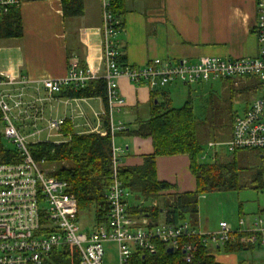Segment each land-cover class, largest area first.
<instances>
[{"label": "built area", "instance_id": "1", "mask_svg": "<svg viewBox=\"0 0 264 264\" xmlns=\"http://www.w3.org/2000/svg\"><path fill=\"white\" fill-rule=\"evenodd\" d=\"M102 12L103 65L100 77L106 85L105 108L102 116L108 118V130L93 128L90 133L111 137L112 179L106 188L103 221L91 224L88 230H81L77 202L69 193V184L51 174L54 168L46 161H36L31 154L27 139L46 132L45 140L51 137L63 138L60 127L64 120L45 119L43 102L58 95L64 88H84L95 78L92 72L76 61L68 65L67 74L59 79H43L32 84L20 79L17 87L4 90L5 82L0 80V154L14 149L19 162L0 161V264H45L51 254L72 248L77 253L78 264H106L105 245L116 246V264H128L132 254H151L157 244L171 248L172 253L180 251L182 261L193 260L198 238L208 248L223 247L227 243L242 248H264V208L251 225L239 219L232 229L221 222L214 232L197 231L188 221L176 223L159 222L151 226L147 218H138L130 213L131 192L123 187L117 178L124 150L114 144L117 134L126 128L121 121L114 123L113 116L121 112L124 99L118 80L126 78L132 85L147 88L150 92L164 91L175 83L192 85L211 80L228 78H255L260 84V96L249 108L234 117L231 138L226 142H209L212 152L211 163L219 149L227 153L253 151L259 154L264 169V0H257V25L255 35L258 56L255 58H219L202 56L196 62L189 60L150 61L143 67H132L118 62L120 52L115 37L120 30L117 18L112 12V0H98ZM19 0H0V18L11 9H17ZM7 86V85H6ZM33 94H29V90ZM40 90L45 97H40ZM26 98H29L26 100ZM45 122V128L38 129V122ZM31 128L32 133L21 131ZM7 141L12 148L3 144ZM55 141V143H61ZM201 159H206L205 155ZM155 207V204H152ZM182 239H186L181 242Z\"/></svg>", "mask_w": 264, "mask_h": 264}, {"label": "crops", "instance_id": "2", "mask_svg": "<svg viewBox=\"0 0 264 264\" xmlns=\"http://www.w3.org/2000/svg\"><path fill=\"white\" fill-rule=\"evenodd\" d=\"M123 9V15L117 19L120 30L115 41L120 56L125 57V64L129 66L143 67L155 59L196 62L202 56L222 59L258 56L257 0H124ZM16 10L21 20V36L0 38V80L5 82L4 90L17 87L20 79L33 84L43 79L62 78L74 61L88 68L95 78L103 75L102 12L98 0H83L82 14L77 17L65 18L60 0H19ZM118 85L125 103L119 112L128 124L124 126L128 128L137 119H147L151 92L132 85L124 77L118 80ZM223 85L232 94L250 96L243 101L241 113L260 96V84L255 78H233L222 81ZM164 92L169 98L167 88ZM39 93L40 97L46 96L44 90ZM29 94H33L32 89ZM143 107L148 108V114L140 118ZM104 108L99 98L66 100L53 95L48 102H43L42 115L45 119L69 121L75 134H89L96 126L103 128ZM131 140L134 150L131 155L127 144L119 147L124 150L120 166H139L144 156L153 153L150 140L136 137ZM240 153L244 152L234 155L236 160L241 158L237 156ZM156 177L174 184L179 193L195 189L189 161L184 155L157 158ZM262 210L257 206L253 216ZM241 213L238 220L242 219ZM253 219L245 216L243 221L249 226ZM228 226L235 229L238 221ZM193 227L206 231L198 222ZM217 248L209 249L219 264H264L263 247H240L230 252Z\"/></svg>", "mask_w": 264, "mask_h": 264}, {"label": "trees", "instance_id": "3", "mask_svg": "<svg viewBox=\"0 0 264 264\" xmlns=\"http://www.w3.org/2000/svg\"><path fill=\"white\" fill-rule=\"evenodd\" d=\"M63 16L77 17L82 14L83 0H60ZM124 0H112V12L119 19L123 15ZM121 25V24H120ZM120 28V27H119ZM22 34L20 15L16 9H11L7 15L0 18V38H17ZM119 63L125 64V57L120 56ZM228 78L225 80H231ZM247 79V78H246ZM252 79V78H249ZM106 85L104 80L90 81L84 88H64L58 95L67 99L99 98L105 104ZM149 115L145 120H139L132 127L118 135L150 140L152 152L144 156L139 166L117 167V178L123 187L132 195H136L141 205L130 204V213L138 218H147L151 226L164 223H176L188 216L192 226L197 223L198 198L211 191H231L250 188L264 190V169L257 172L249 184H240L241 176L238 160L232 153L230 160L225 161L220 156L209 164L200 162L202 147L209 142H225L230 139L235 115L230 111L228 133L215 137L212 141L210 131H204V136L198 137V123L194 115L192 102L187 100L179 109L171 107L169 98L164 91L151 92ZM157 101L156 104L154 101ZM103 129L108 130V118L102 117ZM214 128H222V124L215 123ZM60 134L64 141L55 143L43 141L31 145V154L36 161L44 160L54 168L53 177L69 184V193L74 196L80 213H92L94 223L103 221L106 210V188L112 179L113 169L112 142L109 134L100 136L95 133L75 134L69 121L64 120L60 127ZM219 138V140H218ZM253 152V151H251ZM187 156L189 172L194 178L195 189L190 192L179 193L174 184L159 181L156 177V159L159 157ZM14 149L1 151L0 161L19 162ZM155 204V207L152 204ZM186 239H182L184 242ZM191 241L197 244L193 260L189 263L182 261V253L175 251L167 253L165 246L157 244L151 254L136 252L132 254L128 264H219L215 262L210 249L201 244L198 238ZM238 244H225L223 251L238 250ZM218 249V248H216ZM45 264H78V256L74 249L65 248L63 251L51 254L50 262Z\"/></svg>", "mask_w": 264, "mask_h": 264}, {"label": "rangeland", "instance_id": "4", "mask_svg": "<svg viewBox=\"0 0 264 264\" xmlns=\"http://www.w3.org/2000/svg\"><path fill=\"white\" fill-rule=\"evenodd\" d=\"M222 81L224 80H214L207 83H197L189 86L182 85L180 83L171 84L167 87L170 95L169 101L172 108L179 109L187 100H191L192 108L194 115L197 119L198 123V137L201 138L204 136V131H210V136L212 134V138L210 141L215 139V137H220L223 139L228 133V125H229V113L238 112L241 113L244 107V102L250 98L249 95H237L232 94L229 87H222ZM249 96V97H248ZM48 113H45V117H48ZM148 114V108L143 107L140 110V118L146 117ZM48 119V118H46ZM114 123L117 121H121L122 124L128 125L124 116L121 113L114 114L113 116ZM133 123V122H132ZM131 123V124H132ZM215 123L222 124V128H214ZM129 125L132 127V125ZM45 122H38L37 128L42 129L45 128ZM222 131V135L218 132ZM24 135H28L33 132L31 128L21 131ZM132 137L118 135L115 137L114 143L116 147L125 146L126 144L129 146V155L133 153V142L131 140ZM45 140L46 132H42L38 137L32 136L27 139V142L33 144L38 140ZM219 140V138H218ZM49 141L57 142L60 141L58 137H51ZM218 142V141H217ZM221 142V140L219 141ZM3 144L8 148H12V146L7 143V141H3ZM219 149L220 158L225 161H229L232 157V154L227 153L223 150V146ZM202 155L206 156V159H199L200 162L209 164L211 163L212 152L208 150L207 144H204L202 147ZM238 160V168L242 169L240 171L241 177L240 184H249L251 179H254L257 172L260 171L263 166V161L257 157L255 152H244L237 155ZM264 178V176H263ZM130 204L133 205H141V201L137 199L136 195H133L130 200ZM257 206L260 208H264V190H251L250 188L241 189V190H231V191H211L206 192L199 196L198 198V214H197V222L200 225V228L205 229L206 232H214L218 230V226L221 222H225L230 226H234L237 223L239 212L241 211L243 214L241 217L243 218L249 217L252 219L253 217H257L259 214H255ZM239 208L241 210H239ZM253 216V217H252ZM191 219L188 216H185V221L191 222ZM163 220H158L157 223ZM244 221H246L244 219ZM245 223V222H244ZM93 224L92 213H80L79 216V226L81 230H88ZM72 249V248H69ZM116 246L114 244L105 245L104 252L105 257L104 261L106 264H116L117 253Z\"/></svg>", "mask_w": 264, "mask_h": 264}, {"label": "water", "instance_id": "5", "mask_svg": "<svg viewBox=\"0 0 264 264\" xmlns=\"http://www.w3.org/2000/svg\"><path fill=\"white\" fill-rule=\"evenodd\" d=\"M156 102H157V101L155 100L154 103L156 104ZM166 252L170 254V253H172V249H171V248H168V249L166 250Z\"/></svg>", "mask_w": 264, "mask_h": 264}]
</instances>
